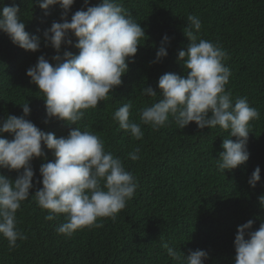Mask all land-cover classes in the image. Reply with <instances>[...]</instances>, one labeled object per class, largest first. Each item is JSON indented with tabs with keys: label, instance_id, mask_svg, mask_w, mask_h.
I'll use <instances>...</instances> for the list:
<instances>
[{
	"label": "trees",
	"instance_id": "1",
	"mask_svg": "<svg viewBox=\"0 0 264 264\" xmlns=\"http://www.w3.org/2000/svg\"><path fill=\"white\" fill-rule=\"evenodd\" d=\"M100 0H89L88 6ZM132 18L140 23L146 39L121 77L122 84L111 90L109 99L98 102L96 109L86 110L77 127L93 131L108 151L118 156L127 171L138 182L135 196L129 200L115 220L99 218L103 226L75 231L70 237L58 234L56 228L66 221V215L46 221L48 210L32 200L42 185L39 167L53 161L52 150L44 149L46 158L31 161L34 171L30 198L17 211V227L26 236L18 240V247L8 249V242L0 236V264H179L168 257L162 242L185 256L197 249L208 252L205 264H234V238L238 225L249 219L257 230L264 222V0H121ZM16 4L20 8L25 30L41 37V48L26 51L14 45L7 34L0 31V119L8 115H22L20 104L28 102L31 112L26 117L45 132L66 137L75 125L65 120L47 118L44 99L26 70L44 55L50 63L56 54L51 46H44L43 30L53 21L60 22L61 9L50 6L48 14L34 0H0V8ZM84 6V0H74L67 19ZM189 14L202 21L200 38L219 43L227 52L225 61L232 75L225 86L235 98L246 96L250 106L259 110L260 118L250 121L247 140L248 160L232 170H218L216 160L223 151V138L228 132L218 126L199 129L190 122L182 129L172 122L153 131L141 125L140 140L120 130L112 113L124 103L131 102L130 119L139 123V110L159 99L141 94L151 86L159 92L158 78L168 72L186 76L178 51L186 50ZM171 39L165 45L167 56L152 63L161 38ZM73 44L76 38L71 37ZM78 49L62 45L60 54ZM47 120V122H45ZM6 138L12 137L8 133ZM233 141L236 137H229ZM140 148L141 159L132 161L128 153ZM259 166L261 180L250 187L248 178ZM22 171V169H21ZM0 174L15 179L17 172L0 168ZM247 238V237H246Z\"/></svg>",
	"mask_w": 264,
	"mask_h": 264
},
{
	"label": "clouds",
	"instance_id": "2",
	"mask_svg": "<svg viewBox=\"0 0 264 264\" xmlns=\"http://www.w3.org/2000/svg\"><path fill=\"white\" fill-rule=\"evenodd\" d=\"M34 2L45 15L53 5L62 11L60 22L53 21L42 33L44 46H51L56 52L51 57L55 63H50L42 54L26 70V75L42 94L46 117L76 126L85 117L86 110L96 109L98 102L108 100L111 90L122 84L121 77L133 62L138 45L147 38L145 30L121 0H100L94 6H88L89 0H84L86 10L82 7L75 11L70 20L67 17L74 0ZM19 12L16 4L0 8V31L14 45L36 52L41 48V37L25 30ZM187 21L185 36L189 43L177 55L187 75L162 74L157 81L159 92L151 86L143 87L142 95L156 98L159 94V99L139 110V123L130 119L131 102L118 107L112 119L118 122L120 130L136 140L143 138L141 125L150 126L153 131L172 122L178 129L190 122H195L199 129L218 126L228 132V137L223 138V151L218 154L216 165L222 172L232 170L249 158V122L258 120L260 113L250 106L246 96L237 97L233 102L231 92L225 88L232 75L225 64L227 52L218 42L200 38L202 21L198 16L189 14ZM170 39L167 34L162 36L152 63L167 56L165 45ZM62 45H72L79 51L73 54L65 50L61 55ZM20 106L22 115L0 119V168L17 172L14 180L0 174V236L7 240L9 251L18 247V240L27 239L17 227L16 213L29 200V190L34 186L31 161L46 158L45 148L52 150L54 160L40 165L38 182L42 187L31 197L38 207L48 210L46 221L66 215V221L56 228L57 233L70 237L77 230L102 227V221L97 222L99 218L115 220L135 196L137 178L125 169L118 156L106 150L104 141L93 131H82L76 126L66 137H56L26 119L31 112L28 102ZM4 133L12 138H6ZM140 151L136 147L128 157L137 161L141 159ZM260 173L257 166L248 178L250 187L254 188L261 180ZM259 203L264 207V196ZM253 223L249 219L237 227L234 264H264V222L254 231L251 230ZM161 247L179 264H205L209 256L200 249L190 250L185 256L168 242H162Z\"/></svg>",
	"mask_w": 264,
	"mask_h": 264
}]
</instances>
